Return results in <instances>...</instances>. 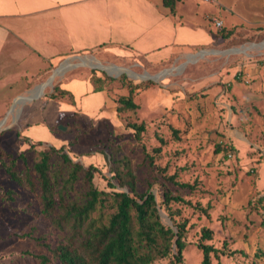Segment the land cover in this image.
Here are the masks:
<instances>
[{"label": "rangeland", "instance_id": "374dc122", "mask_svg": "<svg viewBox=\"0 0 264 264\" xmlns=\"http://www.w3.org/2000/svg\"><path fill=\"white\" fill-rule=\"evenodd\" d=\"M215 2L183 0L176 4L204 28L212 27V18H221L224 28H211L216 40L190 49L192 58L188 54L177 66L165 67L175 68L171 74H158L164 68H136L131 58L113 62L100 55L102 47L67 57L76 66L65 71L94 81L96 88L108 94V104L127 95L129 86L138 85L132 95L138 107L133 111H113L101 118L92 115V108H82L80 118H58L63 110H44L46 96L58 90V75L45 91L29 96L30 91L46 83L62 60L34 71L30 67L33 72L0 88V161L12 159L14 171L22 178L29 170L35 184L29 190L15 183L0 163V264H39L36 255L58 264L48 248L68 234L52 225L58 209L52 216L41 212L39 183L32 169L40 150L51 146L62 147L50 156L49 175L56 178L55 190L76 202L84 201L89 186L83 170L69 186L66 179L71 168L62 162V154L83 168L93 166V188L108 194L126 192L108 186L115 184L113 160L126 156L135 176L136 194L148 191L155 196L160 222L173 230L185 223L186 246L179 264H201L197 245L202 229L212 232V239L204 243L223 251L218 259L211 257V264H264V0ZM219 33H227V40L218 42ZM85 57L94 63L79 60ZM190 62L192 66L185 68ZM97 64L122 72L109 73ZM142 71L155 80L139 78ZM96 75L103 79L96 81ZM18 96L24 99L15 102ZM28 112L36 123L20 132V120ZM141 122L145 129L136 139L129 126ZM23 136L41 145L29 149ZM146 155L152 157V167ZM172 176L190 188L174 185L169 180ZM164 192L187 203L166 205ZM113 211L108 196L91 218L106 222ZM172 262L168 255L151 264Z\"/></svg>", "mask_w": 264, "mask_h": 264}, {"label": "crops", "instance_id": "0c3cea01", "mask_svg": "<svg viewBox=\"0 0 264 264\" xmlns=\"http://www.w3.org/2000/svg\"><path fill=\"white\" fill-rule=\"evenodd\" d=\"M213 1L208 4L216 3ZM176 4L170 13L162 0H0V88L22 74L100 47L105 48L100 55L108 56L113 62L131 58L136 68L152 71L164 68L158 74L169 71L171 74L175 68L165 67L177 66L188 54L192 58L190 49L216 40L210 32L213 24L204 28L192 15L187 17L180 12ZM190 63L185 68L192 66ZM67 64V69L76 66L70 61ZM30 67L33 71H29ZM65 70L56 74L57 88L69 92L72 100L67 95L53 99L47 95L44 110H63L65 113H57L58 118L74 115L80 118L82 108H92V115L100 114L101 118L115 111L114 101L108 104V94L96 88L94 81L74 77ZM95 77L103 79L99 75ZM32 115L28 112L22 117L20 132L36 123Z\"/></svg>", "mask_w": 264, "mask_h": 264}, {"label": "trees", "instance_id": "16d2710c", "mask_svg": "<svg viewBox=\"0 0 264 264\" xmlns=\"http://www.w3.org/2000/svg\"><path fill=\"white\" fill-rule=\"evenodd\" d=\"M178 0H162V5L173 13ZM219 38L226 41L228 34L219 33ZM96 81H99L97 78ZM139 88L138 85L129 86L127 95H122L115 100V111L126 112L137 109V104L132 100V95ZM67 95L69 100L72 97L69 92L54 89L48 98H58ZM136 139L140 138L144 131V124L132 123ZM175 133V131L173 132ZM28 143L29 149L34 145H41V142ZM161 141V140H159ZM60 148L47 147L40 150L39 159L33 164V172L36 175L40 188L41 212L52 217V225L65 231L68 236L64 240L57 241L52 248H48L53 259L58 264H151L156 259L172 255V264H179L182 260V252L185 249L183 234L185 223L175 226V230L166 227L160 222L159 208L155 203V196L151 192L136 194L135 176L130 162L126 156L113 160L112 179L115 184H108L110 188L125 189L111 193L98 191L92 186V171L95 169L89 165L83 168L81 163L73 162L68 155L62 154V162L70 166L71 172L67 176V183L72 185L77 174L83 170L84 180L89 186L85 193L83 202H76L63 195V192L55 190L56 178L49 175L50 156L52 152L60 151ZM154 151H159L155 148ZM18 157H22L19 154ZM149 167L153 166L152 157L146 155ZM2 168L9 178L19 185H24L29 190L35 188L29 170L25 177H20L13 169L14 161H0ZM169 180L180 188H190L188 184L174 181L173 176ZM112 200L114 211L109 214L106 222L100 219H93L91 215L97 207L103 206L105 197ZM163 203L170 202L187 203L180 196H172L168 192L162 194ZM263 198H260L261 200ZM212 239V232L209 229H202L198 248L202 253L201 264H211V257L218 259L223 254L221 249L215 248L212 244L204 243ZM225 247V243H223ZM175 252L174 254H172ZM39 264H50L45 255H36Z\"/></svg>", "mask_w": 264, "mask_h": 264}, {"label": "bare ground", "instance_id": "6f19581e", "mask_svg": "<svg viewBox=\"0 0 264 264\" xmlns=\"http://www.w3.org/2000/svg\"><path fill=\"white\" fill-rule=\"evenodd\" d=\"M81 61H88V63L89 62H91V63H94L93 61H92V59H90V58H87V57H85V58H79ZM97 63V62H96ZM67 66H68V64H66ZM98 66L100 65V64H97ZM101 67V66H100ZM102 68L104 69L105 68V70L107 71V72H109V73H111V72H114V73H121L122 71H120L119 69H117V70H109L107 67H104V66H102ZM119 70V71H118ZM138 77L139 78H151V79H154L153 77H149V74L148 73H144V74H142V75H138ZM155 80V79H154ZM50 84H51V81L48 83V82H46V83H42V84H40V85H38V86H36V88H34L32 91H30V94H29V96H32V95H35L36 93H41V91H42V89L43 88H48L49 86H50ZM22 98H24V97H22Z\"/></svg>", "mask_w": 264, "mask_h": 264}, {"label": "water", "instance_id": "95a60500", "mask_svg": "<svg viewBox=\"0 0 264 264\" xmlns=\"http://www.w3.org/2000/svg\"><path fill=\"white\" fill-rule=\"evenodd\" d=\"M68 61H69V60L67 59V60H64L63 62L60 63V65L54 70L53 74H52V75L50 76V78L47 80L48 83L52 80V78H53L56 74H59L61 71L67 69V68H66V66H67L66 64H67ZM99 66H101V67H98V68L102 69V65H99ZM104 67H105V66H104ZM106 67H108V66H106ZM113 67H114V66H113ZM103 70H105V69H103ZM105 71H106V70H105ZM150 79H151V78H150ZM21 99H24V98H22L21 96H19L18 98L15 99V102H19V101H21Z\"/></svg>", "mask_w": 264, "mask_h": 264}, {"label": "built area", "instance_id": "2783aa9c", "mask_svg": "<svg viewBox=\"0 0 264 264\" xmlns=\"http://www.w3.org/2000/svg\"><path fill=\"white\" fill-rule=\"evenodd\" d=\"M204 2H207V3H213L214 1L213 0H203ZM212 21V24L214 26V28L216 30H221L223 28V21L222 19H219V18H212L211 19Z\"/></svg>", "mask_w": 264, "mask_h": 264}]
</instances>
